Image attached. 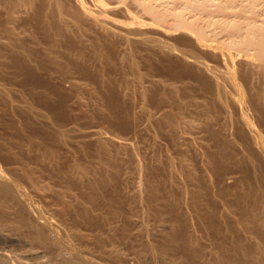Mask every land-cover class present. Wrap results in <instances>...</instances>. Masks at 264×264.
I'll return each instance as SVG.
<instances>
[{
  "label": "rangeland",
  "instance_id": "rangeland-1",
  "mask_svg": "<svg viewBox=\"0 0 264 264\" xmlns=\"http://www.w3.org/2000/svg\"><path fill=\"white\" fill-rule=\"evenodd\" d=\"M103 2L0 0V264H264V0Z\"/></svg>",
  "mask_w": 264,
  "mask_h": 264
},
{
  "label": "bare ground",
  "instance_id": "bare-ground-1",
  "mask_svg": "<svg viewBox=\"0 0 264 264\" xmlns=\"http://www.w3.org/2000/svg\"><path fill=\"white\" fill-rule=\"evenodd\" d=\"M75 1L77 3H79V0H75ZM94 1H95L96 5H97V9L95 11L96 12H99V13H103L104 12V5H105L104 2H103V0H94ZM148 10L150 12L156 14L159 20H161V21L162 20H167V18H166V9H164V7L158 8L157 5L156 6H153V7L150 6L148 8ZM174 14L177 17L180 18V23L186 24V23L189 22L187 19L182 18L181 14L178 11H175ZM134 20L137 23H139V21L137 20L136 17H134ZM233 21H227L226 23L230 24ZM260 24L261 23H252V25L246 26V28L244 29V32L242 34V41L244 43H253V44H256L258 48H261V47L264 48V27L262 25H260ZM198 35H199L198 37H203V34L200 31H198ZM259 50H263V49H259ZM223 59H224L223 60V63H224V71H223V74L222 75L225 77V79H227L235 87L236 85L234 84V81H233V78H232L233 77L232 76V67H233L232 64H233L234 60L231 59V58H223ZM239 60H241L240 57H239ZM223 63H222V65H223ZM246 124H247L248 128H250V130H251V133H252L251 135L253 137L252 139L254 140V143L256 144V146L264 154V141L261 140L259 138V136L251 129L250 124L248 122H246ZM0 187L2 189H4L5 191H8V192L14 191V189H12L7 184V182L2 178L1 175H0ZM16 193H17V195L20 196V198H22V200H24L21 193H19V192H16ZM77 256L79 257V255H77ZM91 264H93V263H91Z\"/></svg>",
  "mask_w": 264,
  "mask_h": 264
}]
</instances>
